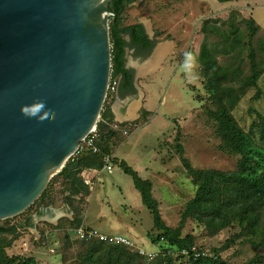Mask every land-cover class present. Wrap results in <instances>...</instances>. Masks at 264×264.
I'll return each mask as SVG.
<instances>
[{
  "label": "rangeland",
  "instance_id": "rangeland-1",
  "mask_svg": "<svg viewBox=\"0 0 264 264\" xmlns=\"http://www.w3.org/2000/svg\"><path fill=\"white\" fill-rule=\"evenodd\" d=\"M250 21L257 29L254 36L249 30ZM109 23L110 20L108 26ZM135 23L144 26L148 38L155 41L152 51L146 55L147 60L159 46L173 45L174 49L160 52L161 62L154 74L142 79L133 74L132 96L139 93L137 100L147 110L141 109L140 117L134 121L138 125L134 132L128 136L115 134L106 143L114 166L112 173H104L103 180L94 189L93 208L105 206L102 207L104 223L94 224L105 233L127 235L136 246L159 252L152 240L161 231L153 227L152 216L142 204L140 193L131 178L122 172L119 163L124 162L142 180L150 182V195L157 202L160 220L166 227L178 229L180 238L190 237L197 249L210 256L219 255L224 264H264V212L261 211L256 230L245 228V220H250L244 212L250 213L247 211L250 204L237 184L216 181L215 192L212 191V194L220 192L213 200L216 207L236 214L229 223L224 218L212 220L209 208L201 216L197 212L192 217H183L202 180L196 172L233 174L239 171L240 157L228 150L211 117L217 108L205 87L208 80L200 61L202 48L205 58L214 61V70L219 67L221 75L225 70L224 82L232 98L225 108L234 122L264 149V139H261L264 124H260L264 118V0L227 3L133 0L125 8L122 25ZM228 33H232L229 38L233 40L237 36L238 43L227 42L224 36ZM223 48L228 50L227 54ZM251 53L260 70L256 83L250 82ZM130 56L133 62L139 60ZM214 70L212 67L208 72L213 74ZM107 103L108 100L105 106ZM91 190L88 189L89 194ZM42 194L23 213L0 220L4 226L20 224L13 236H0V250L3 248L5 256L31 258L36 264H101V261L92 263L87 257V246L75 238L73 225L65 215L68 211L72 218L74 212L81 216L89 198H67L60 176L52 177ZM49 207L59 214L53 223L34 219L33 226L32 221L21 226L28 217L36 216L39 209ZM113 249L115 254L138 255L136 250L124 246H113ZM174 255L171 261L163 256L151 264H190L189 259Z\"/></svg>",
  "mask_w": 264,
  "mask_h": 264
},
{
  "label": "water",
  "instance_id": "water-1",
  "mask_svg": "<svg viewBox=\"0 0 264 264\" xmlns=\"http://www.w3.org/2000/svg\"><path fill=\"white\" fill-rule=\"evenodd\" d=\"M109 1L0 0V220L40 197L99 118L111 68ZM34 216L22 224L33 226Z\"/></svg>",
  "mask_w": 264,
  "mask_h": 264
},
{
  "label": "trees",
  "instance_id": "trees-1",
  "mask_svg": "<svg viewBox=\"0 0 264 264\" xmlns=\"http://www.w3.org/2000/svg\"><path fill=\"white\" fill-rule=\"evenodd\" d=\"M219 3H227L234 0H216ZM133 0H110L108 8L114 14L111 16L109 23V38L111 46V68L110 76L113 80H118L121 84V90L129 91L133 94L132 78L133 74L125 69V49L131 48L136 51V54L140 56H146L149 54L155 44V41L150 40L145 34L143 26L141 24L135 23L127 26L122 25V16L125 8L128 4L132 3ZM249 30H251L252 36L257 32L254 22H249ZM237 32V30H234ZM232 33L226 34L224 36L227 42L238 43V37L235 40L229 38ZM128 36L129 41L125 40ZM231 48H229L230 50ZM224 54H227L228 50H222ZM205 51H200V61L203 63V71L206 77V90L209 94L210 100L215 103L217 111L211 113V117L216 121L219 136L225 143L228 150L234 155L240 157V162L238 165L239 171L237 173L222 174L212 171H200L196 172L195 175L200 177L201 182L198 187L197 194L194 199L189 201L186 210L184 211L183 217H192L195 213L200 212V216L203 212H206L207 208L211 209L208 212L209 216H212V220L215 218H224L228 223L233 220L235 213L232 211L222 210L221 207H216L214 204V199L219 197L220 192L212 194L214 191V182L219 181L221 183L237 184L241 187L246 203H249L246 213L249 220H245L247 229H257L260 224L261 211L264 212V149L257 146L252 137L244 132L233 120L230 113L227 111L225 106L229 103L232 98H230L231 90L225 85L226 74L225 70H222V75L219 73V67L214 70V61L205 58ZM250 60V82L256 83L260 76L259 65L256 61L255 56L251 53L249 54ZM213 67L214 73L210 74L209 69ZM212 75V76H211ZM211 76V77H210ZM112 94H107L105 99L109 101L107 106L105 102L100 112V121L97 123L98 138L97 145L100 152L97 154H91L86 152L79 156L73 162H67L65 168L54 177L60 176L63 181L64 191L68 192L67 198L73 196H88V188L83 184L82 179L79 174L86 169L101 170L104 166V157L111 156L108 150L107 142L114 138L115 134H121L117 129L113 128L114 124H117L113 118L110 110V105L112 101ZM147 114V112H145ZM144 118V117H143ZM142 118V119H143ZM135 123V122H133ZM137 124V123H136ZM260 124H264V118L260 120ZM124 124H119L118 127H123ZM261 139H264V131L261 133ZM111 163L113 164V158L111 156ZM122 172L128 175L134 188L140 193L142 204L148 209L152 216L153 227L160 230L161 233L157 235L152 243L158 247V253L155 258L148 261L145 256L133 255L127 256L124 252L116 253L114 252L113 246L108 245L98 241H83L79 240L83 245L87 246V257L91 258L92 263L104 264H132L145 262L146 264H151L153 261L160 257L168 259L171 261L172 255L181 249H190L191 247H196L190 237L180 238L179 231L172 230L166 227L160 220L159 212L157 210V202L150 195V182L147 180H142L131 167L126 165L124 162L119 163ZM189 169V168H188ZM43 194L40 195V199ZM86 209V204H85ZM74 211V210H73ZM76 211V210H75ZM85 212V210H84ZM230 214H229V213ZM83 215H75L70 220V224L73 225V230L78 228L83 223ZM201 218V217H200ZM6 220V219H5ZM242 220V215H241ZM242 222V221H241ZM19 225L4 226L0 225V236L16 234ZM54 227V226H53ZM52 227V228H53ZM57 227V226H56ZM78 240V239H77ZM264 240V238H263ZM7 244V243H6ZM2 248V247H1ZM199 250V249H198ZM202 252V250H200ZM163 259V260H165ZM162 260V261H163ZM0 264H36L31 258H7L4 254L3 248L0 250ZM190 264H224L219 255L214 256H201L197 259H191Z\"/></svg>",
  "mask_w": 264,
  "mask_h": 264
},
{
  "label": "crops",
  "instance_id": "crops-1",
  "mask_svg": "<svg viewBox=\"0 0 264 264\" xmlns=\"http://www.w3.org/2000/svg\"><path fill=\"white\" fill-rule=\"evenodd\" d=\"M144 27V26H143ZM145 29V27H144ZM145 34L147 35L146 31ZM128 37V36H126ZM125 37V40H126ZM150 39V38H149ZM151 40V39H150ZM129 41V38H128ZM127 41V42H128ZM173 50L174 47L173 45H168L167 47L163 48V46H159L156 53L152 56V58L150 57V60L146 59L147 56H140L138 54H136V51L134 49L131 48H126L125 49V69L128 70L129 72H131L132 74L135 75V78H145L150 76L151 74H154L157 71V65L161 62L160 60V56H162V54L160 52L162 51H167V50ZM170 52V51H169ZM136 56L137 59L135 62L132 61V57L130 56ZM121 84L120 82H118V86L116 89V92L112 94V103L110 106L111 109V113L113 115V118L115 121L117 122H134L136 119H138L140 117V111L142 108H144V106H142V101L139 99L137 100V97L139 96V93L136 94V97L131 93H129V91L127 93H125L124 90H121ZM135 89L137 90V87L134 86ZM141 95V94H140ZM136 98V99H134ZM145 109V108H144ZM147 110V109H145ZM112 165V169H113ZM113 171V170H112ZM111 171V173H112ZM104 173H106L107 175H110L111 173H108L104 168H102L101 170H92V169H86L83 170L80 174L79 177L82 179L86 178V179H90L92 182V185L90 187H88L87 185L83 184L88 188V189H92L90 191V194L87 196L89 198V204H86V209L83 215V222L87 223V227L94 229L96 231H99L101 233H105L106 231L99 228L98 225H101L104 223V210L102 209V207H105L104 205L101 204V206H96L95 208H93L92 206V195L94 192V189L98 186V184H100V182L103 180L104 177ZM93 186V188H91ZM81 196V195H79ZM79 196H73V197H79ZM87 201V200H86ZM101 202V201H100ZM47 209V208H46ZM46 209H39L38 212H41L43 215V217L40 220H46V222L49 223H53V220L55 219L54 217H57L59 214L56 213L55 210L51 209L50 207L48 208V210ZM65 215L68 219H72L71 213L68 211H65ZM90 220V222L88 223V221ZM39 221V220H37ZM30 223L25 222L24 224H21L22 227L27 226V224ZM94 223L98 224L95 225ZM94 224V225H93ZM105 234H109V235H122L119 233H105ZM127 237V235H122ZM129 240L130 238L127 237Z\"/></svg>",
  "mask_w": 264,
  "mask_h": 264
},
{
  "label": "built area",
  "instance_id": "built-area-1",
  "mask_svg": "<svg viewBox=\"0 0 264 264\" xmlns=\"http://www.w3.org/2000/svg\"><path fill=\"white\" fill-rule=\"evenodd\" d=\"M118 86V80L111 79V76L109 77V82L107 86V94H113L116 92ZM107 97V95H106ZM106 99V98H105ZM100 121V115L96 122V124L89 130V132L84 136V138L79 142L76 150L74 153L69 157L67 162H73L76 160L79 156L82 154L89 152L91 154H97L100 152V149L97 145V138H98V129H97V123ZM117 124L113 125L114 129H117L121 132L122 135L128 136L129 133L134 132L138 125L133 122H117ZM119 124H124L123 127L119 128ZM66 162V163H67ZM66 165V164H65ZM103 168L108 172L111 173L112 171V163H111V156H105L104 157V166ZM83 182L85 185L90 187L92 185V182L90 179L83 178ZM73 234L76 239L83 240V241H98L102 242L108 245H112L115 247H127L136 250V252L141 255L145 256L148 261H151L155 258L157 255L156 252L146 250L142 247L136 246L131 240H129L127 237L122 235H109L105 233H101L99 231H96L94 229H91L84 224H81L78 228L72 230ZM53 252V250H51ZM201 256H207L205 252H200L196 247H191L190 249H181L176 252V255H174L175 258H186V259H197Z\"/></svg>",
  "mask_w": 264,
  "mask_h": 264
},
{
  "label": "clouds",
  "instance_id": "clouds-1",
  "mask_svg": "<svg viewBox=\"0 0 264 264\" xmlns=\"http://www.w3.org/2000/svg\"><path fill=\"white\" fill-rule=\"evenodd\" d=\"M40 107H44L43 106V102H40ZM21 113L24 115V116H35L36 113L34 111H30L27 106H22L21 107Z\"/></svg>",
  "mask_w": 264,
  "mask_h": 264
},
{
  "label": "bare ground",
  "instance_id": "bare-ground-1",
  "mask_svg": "<svg viewBox=\"0 0 264 264\" xmlns=\"http://www.w3.org/2000/svg\"><path fill=\"white\" fill-rule=\"evenodd\" d=\"M102 2H103V0H102ZM43 215H44V214H42V213H37L34 219L39 220V219L42 218Z\"/></svg>",
  "mask_w": 264,
  "mask_h": 264
}]
</instances>
